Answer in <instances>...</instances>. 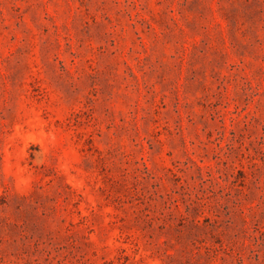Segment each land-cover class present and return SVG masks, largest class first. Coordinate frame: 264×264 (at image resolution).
I'll use <instances>...</instances> for the list:
<instances>
[{
    "label": "rangeland",
    "instance_id": "1",
    "mask_svg": "<svg viewBox=\"0 0 264 264\" xmlns=\"http://www.w3.org/2000/svg\"><path fill=\"white\" fill-rule=\"evenodd\" d=\"M0 264H264V0H0Z\"/></svg>",
    "mask_w": 264,
    "mask_h": 264
}]
</instances>
